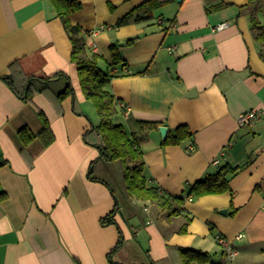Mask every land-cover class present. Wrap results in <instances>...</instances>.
Returning <instances> with one entry per match:
<instances>
[{"label": "crops", "instance_id": "0c3cea01", "mask_svg": "<svg viewBox=\"0 0 264 264\" xmlns=\"http://www.w3.org/2000/svg\"><path fill=\"white\" fill-rule=\"evenodd\" d=\"M79 1L70 20L89 32L87 46L104 57L102 67L112 63L114 43L128 62L109 84L119 100L116 122L129 132L147 120L169 130L187 124L194 133L193 142L165 145L159 128L152 130L143 145L150 184L185 197L221 166L239 170L231 191L185 197L190 221L130 196L123 164L114 161L121 197L101 176L104 160L92 145L98 135L88 136L93 143L84 139L99 117L82 91L52 0H0V77L13 75L23 87L27 76H53L48 84L57 91L53 85L65 74L75 91L63 101L51 91L24 101L0 78V190L8 194L0 202V264H184L180 248L209 252V264H264V61L249 16L240 14L248 0H170L154 19L121 27L117 21L145 0ZM250 110L261 116L240 126L239 116ZM39 111L55 140L46 146L37 137L24 146L19 130L39 133ZM91 170L106 182L90 177ZM116 199V223L103 225ZM217 234L234 242L235 259Z\"/></svg>", "mask_w": 264, "mask_h": 264}, {"label": "trees", "instance_id": "16d2710c", "mask_svg": "<svg viewBox=\"0 0 264 264\" xmlns=\"http://www.w3.org/2000/svg\"><path fill=\"white\" fill-rule=\"evenodd\" d=\"M170 0H145L132 11L119 19L115 24L116 27L150 21L155 17V11L166 5ZM261 0H248V3L240 7V14H246L250 18L251 30L254 39L258 45V52L264 61V22L259 17L261 12ZM57 9L58 15L63 20L65 29L72 43L71 60L78 68L80 85L86 98L93 102L97 111L99 122L92 124L91 128L84 134V139L89 142L88 136L91 133L98 135V142L92 145L99 149L98 159L114 162L120 161L123 164V180L128 194L142 201H150L162 209L168 211L169 216L184 215L187 221L190 217L185 213V197L191 199L206 196L222 194L231 191L230 178L235 175L239 166L226 164L221 166L216 172L208 174L203 179L192 183L186 192V196H175L162 191L159 186L152 185L145 174L146 162L144 159L143 145L149 142L151 132L158 129L159 122L142 120L139 122V128L134 132H129L122 123L116 122V116L119 113V100L112 93L109 84L114 77L124 75V69L128 67V62L121 56L119 45L114 43L110 46L112 63L107 64L106 68L102 67L101 61L104 57L89 49L86 42V36L89 32L84 31L81 26L73 24L70 15L82 8L79 0H52ZM223 4L219 5L222 7ZM133 42V40H132ZM129 41L128 43H131ZM65 75V74H59ZM67 77V83L64 89L55 91L49 86L53 76H27V82L23 87L16 85L13 75H5L0 78L4 79L15 93L24 101H31L36 93H51L57 101H63L67 97H74V87ZM74 110L79 112L74 104ZM40 118L44 126L39 133H34L29 127L25 126L19 130V137L24 144L28 145L37 137L42 140L44 145L48 146L55 140V134L52 131L50 121L43 111H39ZM194 133L187 124H180L175 129H170L167 138L163 140L165 145H183L189 141L193 142ZM92 170L90 177L93 179L105 181L93 177ZM106 182V181H105ZM8 194L5 190H0V202L5 200ZM118 201L116 199L113 210L106 216L102 217L103 225L116 223L114 215L118 210ZM237 209L232 211V215ZM187 232V223L181 230ZM122 237L120 236V239ZM122 239L119 240L121 243ZM180 254L184 264H209L211 254L194 248H180ZM79 264V262H78Z\"/></svg>", "mask_w": 264, "mask_h": 264}, {"label": "built area", "instance_id": "2783aa9c", "mask_svg": "<svg viewBox=\"0 0 264 264\" xmlns=\"http://www.w3.org/2000/svg\"><path fill=\"white\" fill-rule=\"evenodd\" d=\"M226 25L227 23L224 22V23L218 24L217 27L215 28L222 29V28H225ZM172 50H173L172 48H169V51H172ZM260 116H261V112L257 110L245 111L239 116L238 121H239L240 126L252 125ZM189 149H194V147L190 146ZM215 162L218 163V160H216ZM242 236H243L242 234H239L237 238L240 239ZM215 238L220 244H222V247H224L229 259L233 260L239 255L240 252L238 249H236L234 242L232 240H229L220 234H217Z\"/></svg>", "mask_w": 264, "mask_h": 264}, {"label": "rangeland", "instance_id": "374dc122", "mask_svg": "<svg viewBox=\"0 0 264 264\" xmlns=\"http://www.w3.org/2000/svg\"><path fill=\"white\" fill-rule=\"evenodd\" d=\"M259 5L261 6V12L259 13V17L264 22V0H261ZM66 83H67V77H64L63 75L62 81L59 83L60 86L53 85V87L59 91V90L64 89V87L66 86ZM90 104L93 105V102L90 101ZM102 164H103V169H102L101 176L104 177L107 181H109L112 188L118 191V193L122 197L121 189H120V178L118 177V166L114 164L113 162H109V160L102 161ZM139 204L142 207L144 206V202H141Z\"/></svg>", "mask_w": 264, "mask_h": 264}, {"label": "water", "instance_id": "95a60500", "mask_svg": "<svg viewBox=\"0 0 264 264\" xmlns=\"http://www.w3.org/2000/svg\"><path fill=\"white\" fill-rule=\"evenodd\" d=\"M178 1H181V0H178ZM159 130H160V133H161V136H162V139L163 140H165L166 138H167V135H168V132H169V128L167 127V126H165V125H160L159 126ZM222 211V213H224V214H226L227 212V210L226 209H224V210H221Z\"/></svg>", "mask_w": 264, "mask_h": 264}]
</instances>
